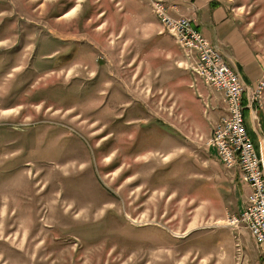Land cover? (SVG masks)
<instances>
[{"label": "rangeland", "instance_id": "obj_1", "mask_svg": "<svg viewBox=\"0 0 264 264\" xmlns=\"http://www.w3.org/2000/svg\"><path fill=\"white\" fill-rule=\"evenodd\" d=\"M49 1L0 0L4 59L24 53L0 63V264L244 263L234 190L204 150L212 94L182 47L146 2L145 31L120 32L114 1L82 3L83 19ZM223 1L264 64V0ZM71 60L125 93L85 109L76 68L59 77Z\"/></svg>", "mask_w": 264, "mask_h": 264}, {"label": "crops", "instance_id": "obj_2", "mask_svg": "<svg viewBox=\"0 0 264 264\" xmlns=\"http://www.w3.org/2000/svg\"><path fill=\"white\" fill-rule=\"evenodd\" d=\"M88 1L89 0H50L49 2L57 3L60 7L64 8L60 15L64 16L62 18H59V16L58 18L65 19L68 18L67 13L69 14L75 10L77 13L82 8V3H87ZM90 1L96 3L99 0ZM110 1H114L120 6L119 8L121 11L116 13L117 17L122 21L120 32L133 30L129 23L132 20L137 21V26L145 31L143 10L138 5H143L145 0ZM165 2L172 15H184L193 18L195 20L194 25L196 28L206 38L217 45L229 66L240 74L248 88L243 95L245 127L252 139L257 153L260 157L264 158V110L258 109L257 103L250 102L249 100L250 89L253 88L259 80L263 79L264 64L259 61L257 54L253 51V41L250 39V36L239 26L233 7L230 6L228 3L229 1L225 2L223 0H165ZM105 11V9L100 10L97 16H102V14H105ZM93 12L94 9H92L90 5H87L81 9L78 17L82 18ZM113 15H115V12H112L111 16L113 17ZM162 32H164L163 29ZM142 46H144V44H142L141 47ZM182 52L186 58V52ZM166 53L168 58L173 57L172 52L167 51ZM205 91H207V95L209 96L210 92L212 94V96H210L211 107L208 108L206 113H203L208 121V127L211 131L213 124L226 113V106L221 97H219L220 95L218 96L207 87H205ZM262 95H264V88ZM188 121L192 130L194 127L198 126V123L196 124L194 120H190L189 118ZM175 130L178 131L177 129ZM204 150L207 157L223 170L225 175L223 177V182L225 181V184H230L232 190H234V192L232 191V195L236 202L235 211L237 213L235 214H240L246 204L247 196L251 192L249 186L242 179L240 170L237 167L226 168L213 148L207 146ZM226 187L227 186H224L221 189L226 191ZM225 199L224 195V200ZM238 241L245 249V261L242 264H264V245H257L252 239L250 233L244 230L241 231Z\"/></svg>", "mask_w": 264, "mask_h": 264}, {"label": "built area", "instance_id": "obj_3", "mask_svg": "<svg viewBox=\"0 0 264 264\" xmlns=\"http://www.w3.org/2000/svg\"><path fill=\"white\" fill-rule=\"evenodd\" d=\"M145 2L164 21L165 33L186 52V66L206 87L218 93L226 106V113L212 126L207 146L216 151L226 168L237 167L251 190L244 211L239 216H232L228 224L242 225L255 243L263 246L264 158L257 153L244 123L243 95L248 88L240 74L226 62L217 45L196 28L193 18L172 15L165 0ZM262 98L264 95H256V88L250 89V102Z\"/></svg>", "mask_w": 264, "mask_h": 264}, {"label": "flooded vegetation", "instance_id": "obj_4", "mask_svg": "<svg viewBox=\"0 0 264 264\" xmlns=\"http://www.w3.org/2000/svg\"><path fill=\"white\" fill-rule=\"evenodd\" d=\"M2 51L7 52L8 49H0V63H12L13 60H17L19 57L23 56L22 50L14 49L10 54L7 55L8 58L4 59L5 54ZM95 65L99 67L106 64V61H97L95 60ZM81 61L71 60L69 62H63L59 64V77L66 78V76L72 67L76 68L77 73L70 76L71 78L66 83H74L75 89L77 88L80 91V94H83L85 101L82 103L85 106V109L98 110V109H111L112 104L114 103L113 97L123 95L125 92L121 91L114 92L111 90L113 86L112 81L108 80L106 77H101L102 75L98 72L94 75L89 74L87 71V65L84 67V71H81L82 66H80ZM85 72V75L82 74ZM98 74V75H97ZM115 94V96H114ZM105 95V96H104ZM104 96V97H103Z\"/></svg>", "mask_w": 264, "mask_h": 264}, {"label": "bare ground", "instance_id": "obj_5", "mask_svg": "<svg viewBox=\"0 0 264 264\" xmlns=\"http://www.w3.org/2000/svg\"><path fill=\"white\" fill-rule=\"evenodd\" d=\"M153 11H154V13H155V10H153ZM155 14H156V13H155ZM155 16H157L158 20H160L162 26L165 28L164 21H163L162 19H160V18L158 17V15H155ZM176 43H177V42H176ZM180 46H181V45H180ZM261 86H262V84H261Z\"/></svg>", "mask_w": 264, "mask_h": 264}]
</instances>
